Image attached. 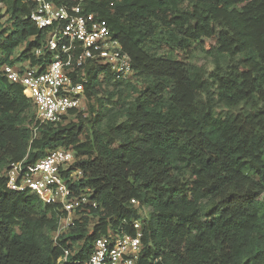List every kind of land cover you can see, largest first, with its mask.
<instances>
[{
	"label": "trees",
	"instance_id": "1",
	"mask_svg": "<svg viewBox=\"0 0 264 264\" xmlns=\"http://www.w3.org/2000/svg\"><path fill=\"white\" fill-rule=\"evenodd\" d=\"M2 1L11 23L0 29V69L49 60L32 53L44 32L31 4ZM82 7L105 21L135 73L113 81L90 63L84 109L37 125L22 87L0 70V264H85L97 238L134 235L135 220L142 264H264V0ZM60 147L73 150L69 170L82 172L72 191L97 206L80 209L55 240L59 210L8 189L4 173Z\"/></svg>",
	"mask_w": 264,
	"mask_h": 264
},
{
	"label": "built area",
	"instance_id": "2",
	"mask_svg": "<svg viewBox=\"0 0 264 264\" xmlns=\"http://www.w3.org/2000/svg\"><path fill=\"white\" fill-rule=\"evenodd\" d=\"M21 1L31 4L29 19L44 32L42 45L32 53L36 60L48 54L49 60L31 63L23 59L4 64L0 70L9 82L22 87L23 95L33 105L37 125L60 122L71 112L84 109L86 69L90 63L105 65L113 81L134 76L131 59L120 41L104 20L83 10L84 0H70V4L62 5L52 0ZM36 128H32L33 136ZM74 160L72 149L60 147L32 163H11L4 173L8 189L27 190L59 210L55 240L75 225L80 209L97 206L89 194L72 191L71 185L82 177L80 170H69ZM131 202L136 203L133 199ZM132 227L134 235L109 233L97 238L85 264H142L141 221H133ZM67 256L68 250H64L58 261Z\"/></svg>",
	"mask_w": 264,
	"mask_h": 264
},
{
	"label": "rangeland",
	"instance_id": "3",
	"mask_svg": "<svg viewBox=\"0 0 264 264\" xmlns=\"http://www.w3.org/2000/svg\"><path fill=\"white\" fill-rule=\"evenodd\" d=\"M8 10H9V4L8 3H4L3 1L0 2V16H1V18H0V29H2L3 27L8 28V26L11 23L10 12ZM22 48H23V45L19 46L15 50V55L19 54L21 52ZM46 151H48V150H46ZM142 210H141V213L147 219L149 217V209L144 208ZM73 247L76 248L77 245H74Z\"/></svg>",
	"mask_w": 264,
	"mask_h": 264
}]
</instances>
